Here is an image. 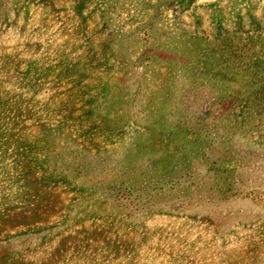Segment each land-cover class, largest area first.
<instances>
[{
  "label": "rangeland",
  "instance_id": "rangeland-1",
  "mask_svg": "<svg viewBox=\"0 0 264 264\" xmlns=\"http://www.w3.org/2000/svg\"><path fill=\"white\" fill-rule=\"evenodd\" d=\"M0 264H264V0H0Z\"/></svg>",
  "mask_w": 264,
  "mask_h": 264
}]
</instances>
